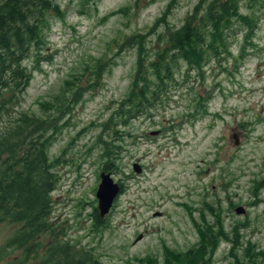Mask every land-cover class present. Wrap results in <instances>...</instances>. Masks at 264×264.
Masks as SVG:
<instances>
[{"label":"rangeland","instance_id":"obj_1","mask_svg":"<svg viewBox=\"0 0 264 264\" xmlns=\"http://www.w3.org/2000/svg\"><path fill=\"white\" fill-rule=\"evenodd\" d=\"M57 2L64 16L50 17L42 51L51 59L33 70L17 110L46 117L49 111L42 110L41 102L52 100L66 82L80 76L83 86L94 84L68 113H58L61 128L49 150L58 159L52 221L62 239L91 250L104 264H136L147 255L164 264L165 246L185 251L199 239L190 211L201 223L204 216L213 222L212 205L230 237L240 238L234 250L241 260L264 250L262 2L255 8L259 24L254 38L237 32L231 54L210 60L202 70L183 62L161 105L116 132L103 123L131 88L140 47L149 66L169 31L210 0ZM135 34L145 35L143 43L129 47L125 40ZM98 59L107 64L95 79L91 69ZM24 63L31 67L34 60ZM71 89L65 90L66 97ZM116 157V167L104 169ZM103 172L125 190L103 217L107 227L97 230L92 214L98 209ZM238 207L244 212L239 214ZM18 226L0 222V264H13L21 254L6 246ZM232 247V240L221 239L211 264H240Z\"/></svg>","mask_w":264,"mask_h":264},{"label":"trees","instance_id":"obj_2","mask_svg":"<svg viewBox=\"0 0 264 264\" xmlns=\"http://www.w3.org/2000/svg\"><path fill=\"white\" fill-rule=\"evenodd\" d=\"M260 2L264 6V0H210L204 7L200 2L180 27L169 31L167 43L149 66L145 65L143 46L140 47L131 88L116 112L103 123L104 129L114 127L112 132H116L132 118H140L161 105L183 62L190 69L202 70L210 60L220 61L231 54L232 37L237 32H244V38H254L259 24L255 8ZM121 10L127 12L125 8ZM52 15L64 16L57 0H0V122H4L0 130V222L19 224L6 245L21 251L13 264H104L91 250L62 239L52 221V193L59 177L55 171L58 159L52 158L49 150L61 128L57 115L68 113L81 101L84 90L94 84L83 86L80 76L66 82L52 100L41 102L42 110L49 111L46 117L17 110L33 70H40L41 64L51 59L42 51ZM159 21L162 20L158 18ZM144 36L135 34L125 42L129 47L142 45ZM29 59L34 60L31 67L24 63ZM106 64L104 59H98L91 69L95 79L102 74V68L98 69ZM69 86L72 92L66 97ZM116 159L108 160L104 169L115 168ZM124 190L123 187L121 193ZM209 209L215 216L213 222L204 216L201 223L190 211L199 239L185 251L165 246L164 264H211L223 238L232 240V253L240 264H264V250L241 260L234 250L238 235L232 239L221 213L212 205ZM92 215L97 230L107 227V219L100 216L97 207ZM136 264L162 263L147 255Z\"/></svg>","mask_w":264,"mask_h":264},{"label":"water","instance_id":"obj_3","mask_svg":"<svg viewBox=\"0 0 264 264\" xmlns=\"http://www.w3.org/2000/svg\"><path fill=\"white\" fill-rule=\"evenodd\" d=\"M102 182L97 191V196L99 199L98 210L101 217H104L110 210L111 206L114 204L116 198L121 192L120 183L116 182L110 173L103 172L101 174ZM236 211L240 214L244 212L243 208L238 207Z\"/></svg>","mask_w":264,"mask_h":264}]
</instances>
